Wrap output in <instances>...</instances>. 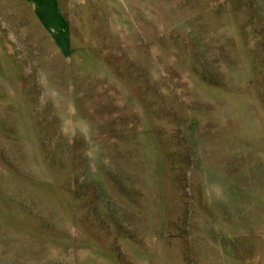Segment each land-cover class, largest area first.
I'll use <instances>...</instances> for the list:
<instances>
[{"label": "rangeland", "instance_id": "obj_1", "mask_svg": "<svg viewBox=\"0 0 264 264\" xmlns=\"http://www.w3.org/2000/svg\"><path fill=\"white\" fill-rule=\"evenodd\" d=\"M264 0H0V264H255Z\"/></svg>", "mask_w": 264, "mask_h": 264}, {"label": "crops", "instance_id": "obj_2", "mask_svg": "<svg viewBox=\"0 0 264 264\" xmlns=\"http://www.w3.org/2000/svg\"><path fill=\"white\" fill-rule=\"evenodd\" d=\"M259 225H261L264 230V220L259 222ZM253 252L255 254V264H264V246H253Z\"/></svg>", "mask_w": 264, "mask_h": 264}]
</instances>
